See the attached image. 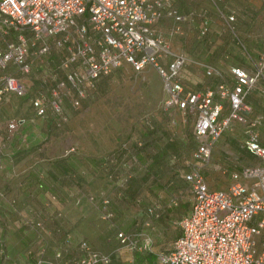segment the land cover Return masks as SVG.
<instances>
[{"label":"built area","instance_id":"built-area-1","mask_svg":"<svg viewBox=\"0 0 264 264\" xmlns=\"http://www.w3.org/2000/svg\"><path fill=\"white\" fill-rule=\"evenodd\" d=\"M209 1L216 7L223 0ZM216 11L233 32L235 12ZM207 15V9L183 14L172 0H0V104L9 96H26L33 115L44 117L49 111L64 119V103L77 108L99 78L112 70L123 65L133 72L151 67L161 81V108L193 117L196 144L191 157L197 162L183 174L191 195L189 210L179 217V232L168 250L158 251L156 259L161 264H264V137L259 131L263 118H249L245 101L258 80L264 83V56L254 71L232 66L229 88L218 84L215 90H185L179 80L184 57L172 53L168 40L156 29L161 20L169 19L167 35H175L180 23L197 17V34L204 36ZM39 84L43 90L34 89ZM222 100L228 104L225 115ZM23 122V118L10 119L7 133ZM234 122L243 125L241 148L260 161L230 170L225 186L209 187L201 167ZM100 201L106 217L108 200ZM115 235L130 250L149 248L148 236L138 243L122 229ZM77 247L78 254L69 264L110 262L108 253L86 240H79ZM42 262L35 257L26 264Z\"/></svg>","mask_w":264,"mask_h":264},{"label":"rangeland","instance_id":"rangeland-1","mask_svg":"<svg viewBox=\"0 0 264 264\" xmlns=\"http://www.w3.org/2000/svg\"><path fill=\"white\" fill-rule=\"evenodd\" d=\"M246 3V0H223L214 7L209 0H178L176 6L183 14L192 9H207L208 32L204 36L197 34V17L180 23V33L170 36L167 30L171 20L158 23L156 29L168 40L170 51L184 57L179 80L185 90H215L218 84L229 88L232 66L255 70L264 56V5L257 4L262 13L253 19L247 13L253 10ZM216 8L224 13L235 12L233 32L226 28ZM34 77L38 79L37 72ZM257 83L252 90L259 89L261 105L256 107V115L248 117L263 118L259 128L262 139L264 83L260 80ZM34 89L43 90V86L39 84ZM162 98L160 78L151 67L133 72L128 65H123L99 78L77 108L64 103V119L48 111L42 125L51 120L50 128L48 131L42 128L38 133V155L52 158L74 155L79 161L78 156L87 145L98 153L103 187L97 193L86 194V203L80 210L66 204L64 215L75 222L74 236L110 255L108 264H161L156 253L168 250L179 232L177 221L191 201L183 174L197 163L191 157L196 144L192 134L193 117L175 109L163 110ZM215 98L219 99L217 95ZM221 102V114L225 115L228 104L226 100ZM20 108L26 112L28 107L24 103ZM13 118L16 117L10 119ZM244 138L243 125L232 123L214 144L210 164L218 162L222 168L233 169L255 162L241 150ZM19 147L24 145L19 143ZM0 148L3 151V146ZM209 172L210 185L225 184L226 171L209 169ZM102 198L108 200L104 205V210L109 212L106 217L102 216ZM118 229L138 243L142 237H150L149 248L133 251L121 246L115 235ZM77 244L72 249L74 244L65 245L68 248L62 260L42 256L53 252L50 243H40L36 249L27 246V249L37 250L36 258L41 257L42 264H69L78 254ZM1 263L6 264V260L1 259Z\"/></svg>","mask_w":264,"mask_h":264},{"label":"crops","instance_id":"crops-1","mask_svg":"<svg viewBox=\"0 0 264 264\" xmlns=\"http://www.w3.org/2000/svg\"><path fill=\"white\" fill-rule=\"evenodd\" d=\"M246 1L253 10L252 13L247 12L248 15L253 19L259 17L262 8L257 4L264 5V0ZM172 2L180 12L176 6L178 0ZM258 91V88L252 90L245 98L250 116L256 115V107L261 105ZM24 103L28 107L26 112L20 108ZM11 117H21L24 122L9 134L6 124ZM44 118L33 115L26 96H9L0 105V146H3V151L0 148V260H6V264H25L26 260H33L37 250L29 249H36L44 242L51 244L53 252L42 256L62 260L68 248L65 245L74 244L71 249L75 248L80 239L73 235L75 222L64 215L65 205L80 210L86 203V194L97 193L103 187L104 178L101 164L97 161L98 153L90 145L84 147L83 154L78 156L79 161H76L77 156L74 155L66 158L38 155V133L42 128L48 131L51 124V120L47 121L43 127ZM19 143L24 147L20 148ZM241 150L245 156L255 160L253 163L260 161L245 148ZM240 166L233 169H239ZM203 167L201 172L206 171L202 175L209 187H223L228 183L229 171L232 169L222 168L218 162L210 164V158ZM209 169L226 171L225 184L210 185ZM27 246H30L29 249Z\"/></svg>","mask_w":264,"mask_h":264},{"label":"trees","instance_id":"trees-1","mask_svg":"<svg viewBox=\"0 0 264 264\" xmlns=\"http://www.w3.org/2000/svg\"><path fill=\"white\" fill-rule=\"evenodd\" d=\"M149 257H151V254H149Z\"/></svg>","mask_w":264,"mask_h":264}]
</instances>
